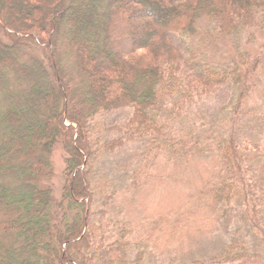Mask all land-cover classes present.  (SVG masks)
I'll return each mask as SVG.
<instances>
[{
    "label": "trees",
    "instance_id": "1",
    "mask_svg": "<svg viewBox=\"0 0 264 264\" xmlns=\"http://www.w3.org/2000/svg\"><path fill=\"white\" fill-rule=\"evenodd\" d=\"M203 17L229 39L263 32L264 0H0V264L129 262L131 226L105 209L119 194L115 186L94 208L93 148L115 153L139 144L124 183L129 193L158 158H192L196 143L180 139L174 124L222 79L190 65L170 35H192ZM260 54L236 75V109ZM127 107L130 117L105 129L114 138L95 140L96 116ZM233 121L226 139L201 152L219 163L203 196L215 205L241 202L264 240V152L239 139ZM56 145L64 155L58 196L51 185ZM244 248L191 264L239 263Z\"/></svg>",
    "mask_w": 264,
    "mask_h": 264
},
{
    "label": "rangeland",
    "instance_id": "2",
    "mask_svg": "<svg viewBox=\"0 0 264 264\" xmlns=\"http://www.w3.org/2000/svg\"><path fill=\"white\" fill-rule=\"evenodd\" d=\"M196 23L191 36L170 35V39L196 70L208 78L221 77L222 81L213 84L206 96L194 100L181 112L174 131L172 128L180 139L196 143L192 158H158L138 190L129 193L124 183L135 162L133 157L140 150L139 144L127 143L115 153L104 151L99 144L93 148L94 208H101L103 198L115 186L119 194L105 209L115 220L123 219L131 226L127 264H191L208 261L241 245L245 246L247 256L234 264H264V240L245 220L242 203L234 199L229 204L215 205L203 196L204 186L210 174L219 170V163L215 155L201 153L210 143L227 138L232 119L233 133L239 139L247 136L256 141L259 150L264 152V73L261 70L264 31L255 30L229 39L219 35L215 25L205 17ZM234 40L238 44L236 55L232 50ZM259 52L262 53L259 65L247 78L248 94L240 109H236L238 83L235 78L250 67ZM235 68L237 71L233 72ZM131 112L132 108L127 107L98 114L90 126L95 140L101 144L113 139L114 134L107 132L106 127L123 123ZM63 157L60 146L56 145L51 158L54 196L59 195L63 184Z\"/></svg>",
    "mask_w": 264,
    "mask_h": 264
},
{
    "label": "bare ground",
    "instance_id": "3",
    "mask_svg": "<svg viewBox=\"0 0 264 264\" xmlns=\"http://www.w3.org/2000/svg\"><path fill=\"white\" fill-rule=\"evenodd\" d=\"M175 35H178V34H175ZM186 36V35H185ZM189 36H191V35H189ZM175 47V46H174ZM177 48V47H176ZM180 51V50H179ZM182 54V53H181ZM185 58V57H184Z\"/></svg>",
    "mask_w": 264,
    "mask_h": 264
}]
</instances>
